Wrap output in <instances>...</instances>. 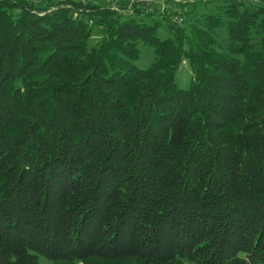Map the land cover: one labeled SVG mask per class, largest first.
I'll list each match as a JSON object with an SVG mask.
<instances>
[{
	"label": "trees",
	"instance_id": "1",
	"mask_svg": "<svg viewBox=\"0 0 264 264\" xmlns=\"http://www.w3.org/2000/svg\"><path fill=\"white\" fill-rule=\"evenodd\" d=\"M206 1L0 0V264H264V6Z\"/></svg>",
	"mask_w": 264,
	"mask_h": 264
},
{
	"label": "rangeland",
	"instance_id": "2",
	"mask_svg": "<svg viewBox=\"0 0 264 264\" xmlns=\"http://www.w3.org/2000/svg\"><path fill=\"white\" fill-rule=\"evenodd\" d=\"M113 3L115 0H111ZM155 1V0H153ZM245 1H249V4H251L253 7H260L264 6V0H245ZM156 2V1H155ZM207 2V1H206ZM157 3H160L161 5H163L164 7L167 8H171L174 7L173 5H169L167 6L165 3L162 4V0H158ZM116 3L113 4V8L116 9ZM163 7V8H164ZM224 7L223 1L221 0H208V2L205 5H200L198 7V12L199 14H212L214 18L218 17H223L222 18V22L224 21V23L228 20L226 16H224L222 14V9ZM189 9L186 10V12H188ZM189 12H191V10H189ZM169 16V15H168ZM194 16H191V20L193 21ZM166 24V23H165ZM172 24H174L172 22ZM222 24V23H220ZM167 25V24H166ZM176 25V24H174ZM226 28L223 29V27L221 28H217L216 30V38H217V42L224 45L226 43H224V41L227 40L226 37ZM164 31H162L163 33ZM162 35V34H161ZM164 36V35H163ZM141 57L140 60L138 62V66L140 67V69H148L154 62L155 60V52L154 49L151 47H146V46H141ZM191 77H192V72L189 68V66L187 64H184L179 73H178V78H179V85L181 86V88H186L188 87V85L190 84L191 81ZM42 264H51L48 261H43Z\"/></svg>",
	"mask_w": 264,
	"mask_h": 264
},
{
	"label": "built area",
	"instance_id": "3",
	"mask_svg": "<svg viewBox=\"0 0 264 264\" xmlns=\"http://www.w3.org/2000/svg\"><path fill=\"white\" fill-rule=\"evenodd\" d=\"M139 1L142 3H147L148 9L146 12L153 11V8L150 7L151 4H158L159 6L157 7V10L159 11V14L163 15H169L173 21L178 24V25H184L185 20H186V10L187 7L186 5L188 3L193 2L194 0H171V2L168 3V0H162V4H166L167 6L173 5L174 7L167 8L161 5L160 3H157L158 0H132V2ZM164 7V8H163Z\"/></svg>",
	"mask_w": 264,
	"mask_h": 264
}]
</instances>
